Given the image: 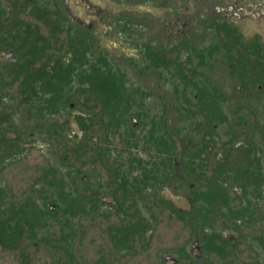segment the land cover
<instances>
[{"label":"trees","instance_id":"1","mask_svg":"<svg viewBox=\"0 0 264 264\" xmlns=\"http://www.w3.org/2000/svg\"><path fill=\"white\" fill-rule=\"evenodd\" d=\"M131 25L115 26L138 51V75L174 89L179 138L167 106L154 111L153 92L56 0H0V54H12L0 62V264H199L194 240L204 264H262L264 131L211 73L221 54L244 91L264 90V46L218 21L205 26L222 43L204 47L143 43ZM22 111L48 122L38 134L57 163ZM177 159L187 211L161 193Z\"/></svg>","mask_w":264,"mask_h":264},{"label":"flooded vegetation","instance_id":"2","mask_svg":"<svg viewBox=\"0 0 264 264\" xmlns=\"http://www.w3.org/2000/svg\"><path fill=\"white\" fill-rule=\"evenodd\" d=\"M56 1L78 26L96 37L99 48L111 52L114 58L123 66H125L124 63H129L131 69H135L131 65L132 59L135 58L140 61V57L138 51L133 48L131 43L127 42L128 38H125L117 30L115 25L120 20L131 21V26L134 27L129 31L131 35L136 40L152 45H169L189 41L204 47L207 46L211 40L216 42L215 44H221L220 37L217 42L214 37L215 34L212 35L213 32L215 31L216 33L217 30L208 29L205 26L206 21H218L221 25L227 24L232 27L243 37L246 43L254 44L256 41L260 40L259 43L264 46V0H119L120 5H123L124 8H127L128 5H135V8L131 10L125 9L124 12L118 13L106 7L111 0ZM193 4L194 6L196 5V7L192 6ZM144 6H157L166 10L167 14L164 16L165 19L161 26H157V28L152 27V21L154 22V20L151 21L148 14H144L143 10H139ZM179 10L182 11L181 18L178 16H169L170 12L173 14L175 12L177 14ZM190 10L194 11L193 15L190 14L185 16V12ZM129 32L127 33L129 34ZM210 32H212V34ZM162 41L164 43H162ZM110 45L124 52L123 55H115L112 52L113 50L109 48ZM132 52H135V54ZM0 57L5 58V61L1 62H8L12 54H0ZM212 65L215 70L211 73V76L215 85L222 91L223 96L230 100V104H243V106L245 105L256 110L260 129L264 131V90L262 87L256 86L254 89L250 88L248 91H244L243 88L230 77L226 67L231 66L227 65L225 56L223 57L221 54L218 55L216 62ZM135 78L138 79L136 83L140 84L144 89L153 92L150 105L154 111L163 110L164 106H167L170 132L172 135H175L173 136L174 138H179L180 136L176 135L175 130L178 127H184V124H178V118L175 115L177 100L174 89L169 86H162L156 74L147 78L137 75ZM22 112H20L19 115ZM26 113L31 118L30 114L28 112ZM59 118L61 119L62 117ZM31 120L35 121L32 118ZM67 124L70 125L69 123ZM70 128L72 129L71 126ZM72 131L73 134L77 133L73 129ZM185 131L186 130L182 133L183 138L187 135ZM218 132L222 135L224 131L221 128ZM179 147L181 151V144ZM179 159L173 160L177 177L171 185L162 188L161 193L164 197L165 194H171L170 191L173 189L172 186L180 184L177 179L181 173H185L181 166L182 161ZM178 197L179 195L175 196V198ZM165 199L168 200L166 197ZM188 204L190 205L189 198ZM189 252L199 261V264H204L197 240L193 241L189 248ZM170 261L173 262L171 258H169V262Z\"/></svg>","mask_w":264,"mask_h":264},{"label":"rangeland","instance_id":"3","mask_svg":"<svg viewBox=\"0 0 264 264\" xmlns=\"http://www.w3.org/2000/svg\"><path fill=\"white\" fill-rule=\"evenodd\" d=\"M192 6H194V4ZM106 7H108L113 12L118 13V12H124L125 9L126 10H131V9L135 8V5H131V6L128 5L127 8H124L123 5H120V1L119 0H111L106 5ZM194 7H196V5ZM139 10H141V11L143 10L144 14H148V17L151 19V21L154 20V22L152 21V23H153L152 27L153 28H155V27L157 28V26H161L163 20L165 19L164 16L167 14L165 9H162L160 7H157V6H144L143 8H141ZM193 12H194L193 10L186 11L185 12V16L190 15V14L193 15ZM174 14L172 12H170L169 16H178V17L181 18L182 11L179 10L177 12V14L175 12H174ZM162 43H164V42L162 41ZM109 48L111 50H113L112 52L115 55H117V56H122L123 53H124L121 50L115 49L111 45L109 46ZM132 53L135 54V52H132ZM1 61H5V58L4 57H0V62ZM124 64H125V67L128 68L129 73H130L131 77L133 78V80L135 82H137L138 79L135 78V76L138 75L137 71L135 69H133V68L131 69L129 63H124ZM168 91H167V93H168ZM18 122L23 128H25L27 130H30L32 134L37 136V138L39 140L40 147H42L44 149V151H45L44 153H46V155L49 156L53 160V162L57 163V159L55 157V147H54V145L49 143V142H47L43 138V136H41V133L38 134L39 132H43V130L48 126V122L32 121L31 118L28 116V114L25 111H23L19 115ZM61 122L69 123L72 128L76 127L75 123H74V121L72 119L61 118ZM74 131L77 132L76 129ZM172 188L173 189L170 191V193L172 195L171 194H165V197L168 200H170L177 208H179V209H181L183 211L189 210L190 209V205L188 204V193H187V191L181 189L180 188V184H175L174 186H172ZM176 195H179V197L175 198ZM170 262H172V261H170Z\"/></svg>","mask_w":264,"mask_h":264},{"label":"crops","instance_id":"4","mask_svg":"<svg viewBox=\"0 0 264 264\" xmlns=\"http://www.w3.org/2000/svg\"><path fill=\"white\" fill-rule=\"evenodd\" d=\"M75 126H76V127H73L72 129H73V130L76 129L77 132H78V127H77L76 124H75ZM75 132H76V131H75ZM225 236H226L227 239H232L233 237H235V235H234L233 233H226ZM261 263L264 264V255L261 256Z\"/></svg>","mask_w":264,"mask_h":264}]
</instances>
